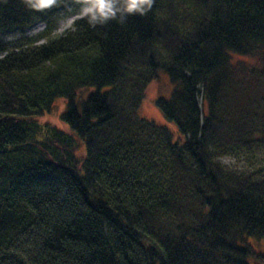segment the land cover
<instances>
[{
	"label": "trees",
	"instance_id": "trees-1",
	"mask_svg": "<svg viewBox=\"0 0 264 264\" xmlns=\"http://www.w3.org/2000/svg\"><path fill=\"white\" fill-rule=\"evenodd\" d=\"M32 3L0 0V264L264 261L244 243L264 239V166L220 162L264 152V0H155L61 35L52 14L80 5ZM232 55L260 58L252 84ZM158 70L174 87L155 105L182 144L138 115ZM56 99L67 131L36 121Z\"/></svg>",
	"mask_w": 264,
	"mask_h": 264
},
{
	"label": "rangeland",
	"instance_id": "rangeland-1",
	"mask_svg": "<svg viewBox=\"0 0 264 264\" xmlns=\"http://www.w3.org/2000/svg\"><path fill=\"white\" fill-rule=\"evenodd\" d=\"M79 9H59L52 14V19L55 22V31L57 34H64L68 31L80 13ZM45 27L43 21L37 22L29 29L20 30L14 29L4 35L2 39L8 42H13L21 37H32L40 33ZM2 55H0V58ZM260 62L259 57H240L236 55L231 56V67L234 79L241 82L243 85L252 84V80L249 78V69L257 67ZM173 85L170 83L168 76L163 70L157 71V79L151 82L145 90L144 99L138 110V115L147 121H151L159 126L165 127L172 136L173 142L182 144L184 138L178 133L175 125L168 122L156 107L155 101L157 99H169L170 94L173 90ZM92 89H85L77 94V100L84 99L87 95L91 94ZM198 106L204 114L202 100L198 98ZM66 102L62 99H56L53 104L51 112L43 117L38 118L36 121L40 124H50L63 131H67V128L60 122L59 116L65 112ZM256 152V151H255ZM249 154H241L237 157H226L220 160V162L230 171L241 172L243 170H251L254 167L264 166V152H257ZM244 243L249 246L256 256L264 257V239L256 240L254 238L246 237ZM256 259L251 257L249 264H253ZM257 264H264V261H257Z\"/></svg>",
	"mask_w": 264,
	"mask_h": 264
},
{
	"label": "clouds",
	"instance_id": "clouds-1",
	"mask_svg": "<svg viewBox=\"0 0 264 264\" xmlns=\"http://www.w3.org/2000/svg\"><path fill=\"white\" fill-rule=\"evenodd\" d=\"M26 4L35 5L32 0H24ZM80 5V13L76 19H87L89 26L103 27L110 22L124 25L130 16H145L151 11L155 0H75ZM58 0H47L42 7L56 6Z\"/></svg>",
	"mask_w": 264,
	"mask_h": 264
},
{
	"label": "snow or ice",
	"instance_id": "snow-or-ice-1",
	"mask_svg": "<svg viewBox=\"0 0 264 264\" xmlns=\"http://www.w3.org/2000/svg\"><path fill=\"white\" fill-rule=\"evenodd\" d=\"M43 2H47V0H43Z\"/></svg>",
	"mask_w": 264,
	"mask_h": 264
}]
</instances>
